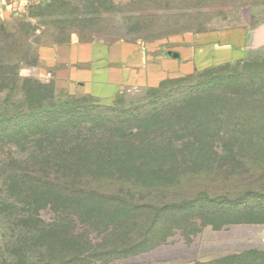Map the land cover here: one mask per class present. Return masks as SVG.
I'll return each mask as SVG.
<instances>
[{
    "label": "trees",
    "instance_id": "obj_1",
    "mask_svg": "<svg viewBox=\"0 0 264 264\" xmlns=\"http://www.w3.org/2000/svg\"><path fill=\"white\" fill-rule=\"evenodd\" d=\"M145 90L107 115L30 82L0 113V264H92L193 226L264 223V56ZM255 249L193 264H264Z\"/></svg>",
    "mask_w": 264,
    "mask_h": 264
},
{
    "label": "rangeland",
    "instance_id": "obj_2",
    "mask_svg": "<svg viewBox=\"0 0 264 264\" xmlns=\"http://www.w3.org/2000/svg\"><path fill=\"white\" fill-rule=\"evenodd\" d=\"M221 29L247 31L246 53L242 58L263 57L264 0H38L13 13H3L0 15V113L10 111L14 101H22L26 84L31 82L38 84L42 92L52 93L57 103L69 99L93 102V113L111 114L106 109L113 105V99L104 103L79 87L56 86L54 67H48L38 57L41 46L88 45L94 41L108 44L123 41L143 46L160 40L169 42L189 33ZM233 38L237 42L244 40L237 32ZM170 47L165 45L166 49ZM220 63L223 62H210L199 69ZM146 87L133 84L125 88L126 108L139 105ZM257 201L250 199L251 203ZM150 242L151 247L135 256L101 257L92 264H193L225 253L220 250L248 247L257 248L254 253L262 256L264 223L229 224L219 230H213L210 225L193 226L187 232L174 231L162 241L152 237Z\"/></svg>",
    "mask_w": 264,
    "mask_h": 264
},
{
    "label": "crops",
    "instance_id": "obj_3",
    "mask_svg": "<svg viewBox=\"0 0 264 264\" xmlns=\"http://www.w3.org/2000/svg\"><path fill=\"white\" fill-rule=\"evenodd\" d=\"M238 30L241 29L189 33L169 42L160 40L143 46L123 41L53 44L41 46L38 57L48 67H54L56 86L79 87L105 103L129 85L157 86L166 78L184 76L210 62L242 58L248 33ZM235 32L243 42L233 38ZM166 44L171 47L166 49ZM170 51L177 52L178 57L171 56Z\"/></svg>",
    "mask_w": 264,
    "mask_h": 264
},
{
    "label": "built area",
    "instance_id": "obj_4",
    "mask_svg": "<svg viewBox=\"0 0 264 264\" xmlns=\"http://www.w3.org/2000/svg\"><path fill=\"white\" fill-rule=\"evenodd\" d=\"M37 1L38 0H0V15L3 13H13Z\"/></svg>",
    "mask_w": 264,
    "mask_h": 264
},
{
    "label": "water",
    "instance_id": "obj_5",
    "mask_svg": "<svg viewBox=\"0 0 264 264\" xmlns=\"http://www.w3.org/2000/svg\"><path fill=\"white\" fill-rule=\"evenodd\" d=\"M169 54H170L171 56L175 57V58L178 57V53H177V52H171V51H170Z\"/></svg>",
    "mask_w": 264,
    "mask_h": 264
}]
</instances>
